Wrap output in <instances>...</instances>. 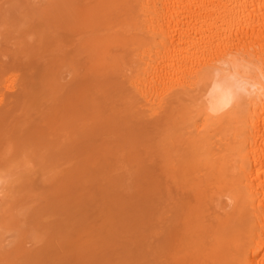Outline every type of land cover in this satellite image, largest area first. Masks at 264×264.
<instances>
[{"label": "rangeland", "instance_id": "1", "mask_svg": "<svg viewBox=\"0 0 264 264\" xmlns=\"http://www.w3.org/2000/svg\"><path fill=\"white\" fill-rule=\"evenodd\" d=\"M120 1L0 0V264H185L194 108L184 98L156 118L144 110L129 88L145 67L138 37L99 56L125 17ZM182 82H155L153 100Z\"/></svg>", "mask_w": 264, "mask_h": 264}, {"label": "bare ground", "instance_id": "2", "mask_svg": "<svg viewBox=\"0 0 264 264\" xmlns=\"http://www.w3.org/2000/svg\"><path fill=\"white\" fill-rule=\"evenodd\" d=\"M128 2L121 3L125 17L101 40L98 55L112 45H134L138 37L134 59L145 67L129 88L144 110L156 118L184 98L194 108L185 139L184 263L264 264V0ZM146 37L154 43L146 46ZM152 71L153 81H146ZM183 73V85L153 100L155 82ZM134 99L126 101L132 111Z\"/></svg>", "mask_w": 264, "mask_h": 264}]
</instances>
